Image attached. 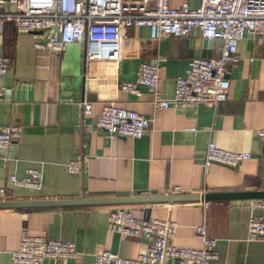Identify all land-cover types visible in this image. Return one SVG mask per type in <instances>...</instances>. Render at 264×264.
<instances>
[{"label": "crops", "instance_id": "1", "mask_svg": "<svg viewBox=\"0 0 264 264\" xmlns=\"http://www.w3.org/2000/svg\"><path fill=\"white\" fill-rule=\"evenodd\" d=\"M183 0H170L179 8ZM191 7L198 0H188ZM0 55L11 60L1 87L12 94L0 101V127L17 125L21 135L0 152V201L74 200L136 195H183L264 191V38L247 37L238 43L239 63L230 68L227 100L215 107L166 109L154 113L151 96L140 88L136 97L119 89L136 79L140 63L161 59L158 91L163 99L174 95L176 77L201 51L206 41L197 33L183 38L154 36L149 28L125 32L119 61H85L89 46L74 43L61 55L36 51L33 38L17 33L10 23L1 29ZM213 41L212 57L219 56ZM82 102L92 105L82 116ZM114 103L149 119L150 128L138 140L108 137L94 127L102 107ZM214 143L232 152L249 153L236 168L212 164L202 167L206 147ZM81 163L77 174L68 165ZM37 170L42 188H16L10 176L22 178ZM251 201L145 204L126 206L43 207L0 210V264H11L19 235L74 243L78 255L65 264H93L103 249L122 258H135L145 248L142 237H123L107 230V216L126 207L139 220L170 219L178 227L172 240L177 247L200 248L195 229L205 225L216 239L217 260L211 264H264V238L247 241ZM264 201V200H261ZM44 264H59L49 260ZM170 264H181L172 261Z\"/></svg>", "mask_w": 264, "mask_h": 264}, {"label": "built area", "instance_id": "2", "mask_svg": "<svg viewBox=\"0 0 264 264\" xmlns=\"http://www.w3.org/2000/svg\"><path fill=\"white\" fill-rule=\"evenodd\" d=\"M170 0H0L1 29L10 23L17 33L33 38L36 51L63 54L74 43L89 46L85 61H119L125 32L131 28H149L155 37L183 38L197 33L206 41H219V56L196 58L188 62L182 75L176 77L174 95L163 99L158 91L161 59L140 63L136 79L120 84L122 92L139 97L140 88L151 96L154 113L166 109H196L201 105L215 107L227 100L230 88V68L239 63L238 43L247 37L264 38V0H198L191 7L183 0L179 8H172ZM11 60L0 55V78L10 70ZM12 94V88L0 86V101ZM82 116L91 114L92 105L82 102ZM150 120L133 112L105 104L90 131H100L108 137L132 140L143 138L150 128ZM17 125L0 127V152L8 149L21 135ZM264 141V129L256 130ZM249 153L232 152L209 143L202 167L212 164L236 168L250 160ZM77 160L68 165L70 174L80 171ZM9 181L19 189L40 191L42 179L35 169H28L22 178L10 176ZM5 190L0 189V196ZM208 208V203H204ZM250 209H264V201H251ZM177 223L170 220H139L126 207L113 209L107 216V230L123 237H142L144 250L135 258H122L115 253L98 249L93 264H211L217 260L216 239L210 237L205 225L195 229L200 248L177 247L172 244ZM264 238V217L252 214L247 225V241ZM78 255L74 243L19 235L18 248L10 252L11 264H44L55 260L65 264Z\"/></svg>", "mask_w": 264, "mask_h": 264}, {"label": "water", "instance_id": "3", "mask_svg": "<svg viewBox=\"0 0 264 264\" xmlns=\"http://www.w3.org/2000/svg\"><path fill=\"white\" fill-rule=\"evenodd\" d=\"M206 41V40H205ZM208 50L201 51L195 58H211L210 48L213 41H206ZM264 200V191L256 192H233V193H206V194H183V195H136L123 192L119 197L109 198H85L74 200H24V201H0V210L4 209H29L43 207H91V206H126L145 204H174L190 202H225V201H250Z\"/></svg>", "mask_w": 264, "mask_h": 264}]
</instances>
